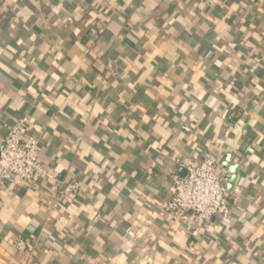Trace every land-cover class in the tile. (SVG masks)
Instances as JSON below:
<instances>
[{
    "label": "crops",
    "instance_id": "0c3cea01",
    "mask_svg": "<svg viewBox=\"0 0 264 264\" xmlns=\"http://www.w3.org/2000/svg\"><path fill=\"white\" fill-rule=\"evenodd\" d=\"M23 117L51 178L0 196V264H264V0H0V140ZM212 153L194 235L162 209Z\"/></svg>",
    "mask_w": 264,
    "mask_h": 264
},
{
    "label": "built area",
    "instance_id": "2783aa9c",
    "mask_svg": "<svg viewBox=\"0 0 264 264\" xmlns=\"http://www.w3.org/2000/svg\"><path fill=\"white\" fill-rule=\"evenodd\" d=\"M39 138L29 134V120L21 118L12 125L7 135L0 140V196L8 185L22 180L35 182L51 178L39 158ZM173 196L165 204L162 213L197 234L196 224L202 222L204 230L219 229V222L231 217V202L228 198L230 175L219 171L215 154L186 168V174L172 172ZM64 193L83 192L79 184L67 185ZM20 251L27 250L23 240L12 242Z\"/></svg>",
    "mask_w": 264,
    "mask_h": 264
},
{
    "label": "water",
    "instance_id": "95a60500",
    "mask_svg": "<svg viewBox=\"0 0 264 264\" xmlns=\"http://www.w3.org/2000/svg\"><path fill=\"white\" fill-rule=\"evenodd\" d=\"M235 180L232 181V183H234Z\"/></svg>",
    "mask_w": 264,
    "mask_h": 264
}]
</instances>
